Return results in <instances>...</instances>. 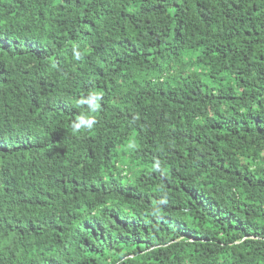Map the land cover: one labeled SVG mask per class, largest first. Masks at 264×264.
<instances>
[{"label":"trees","instance_id":"16d2710c","mask_svg":"<svg viewBox=\"0 0 264 264\" xmlns=\"http://www.w3.org/2000/svg\"><path fill=\"white\" fill-rule=\"evenodd\" d=\"M0 264H264V0H0Z\"/></svg>","mask_w":264,"mask_h":264},{"label":"clouds","instance_id":"9594fccd","mask_svg":"<svg viewBox=\"0 0 264 264\" xmlns=\"http://www.w3.org/2000/svg\"><path fill=\"white\" fill-rule=\"evenodd\" d=\"M74 58L76 60L83 59V53H81L78 49V46L74 47ZM55 66V65H53ZM103 98V93L98 91H90L86 96H81L76 104L78 107L87 106V109L90 113L97 112L101 105L100 101ZM97 123V119L94 115H89L87 113H80L75 117L72 121L71 127L72 132L75 134L79 132L81 129L91 130ZM156 167H159V161L156 163Z\"/></svg>","mask_w":264,"mask_h":264}]
</instances>
